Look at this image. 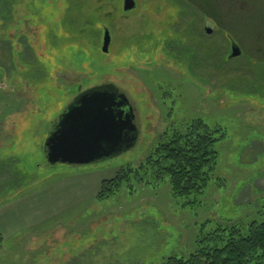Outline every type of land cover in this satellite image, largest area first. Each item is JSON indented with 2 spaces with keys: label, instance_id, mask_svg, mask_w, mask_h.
Segmentation results:
<instances>
[{
  "label": "rangeland",
  "instance_id": "rangeland-1",
  "mask_svg": "<svg viewBox=\"0 0 264 264\" xmlns=\"http://www.w3.org/2000/svg\"><path fill=\"white\" fill-rule=\"evenodd\" d=\"M123 1L0 0V163L25 176L24 191L0 193V264H160L189 252L200 227L264 220V0H213L221 25L188 0H134L128 11ZM171 29L188 48L176 58L166 50ZM222 30L241 55L228 58ZM103 84L129 99L135 145L95 163L47 164L60 114ZM197 119L224 133L197 204L178 206L167 185L95 199L100 182L136 166L169 125Z\"/></svg>",
  "mask_w": 264,
  "mask_h": 264
},
{
  "label": "trees",
  "instance_id": "trees-1",
  "mask_svg": "<svg viewBox=\"0 0 264 264\" xmlns=\"http://www.w3.org/2000/svg\"><path fill=\"white\" fill-rule=\"evenodd\" d=\"M188 1L193 5L194 11H199L203 16L221 25L213 0ZM96 10L101 11V7ZM222 31L228 35L226 38L228 42L233 41L231 35ZM166 32L168 54L176 58L184 52L187 53L188 48L181 45V39L176 40V37L170 36V33L176 36L174 29ZM225 54H222V60ZM220 66L216 64V67L220 68ZM175 126L167 127L136 166L127 164L120 167L112 178L102 180L95 199L102 201L123 189L129 191L134 184L167 185L170 195L178 206L197 204L209 185L217 163L218 152L215 143L224 137V133L221 127L206 128V125L198 119ZM46 163L48 164L47 159ZM3 166H7V163L5 165L0 163V193L5 197L18 194L17 190H23L24 173L14 171L8 175V172L4 173ZM1 194L0 199L5 198ZM1 242L0 234V247ZM160 264H264V220L238 219L217 222L209 229L200 227L189 252L182 255H168Z\"/></svg>",
  "mask_w": 264,
  "mask_h": 264
},
{
  "label": "water",
  "instance_id": "water-1",
  "mask_svg": "<svg viewBox=\"0 0 264 264\" xmlns=\"http://www.w3.org/2000/svg\"><path fill=\"white\" fill-rule=\"evenodd\" d=\"M134 7V0L123 1L124 11ZM204 31L208 35L213 32L209 21ZM110 39L105 28L103 52L108 51ZM240 54V46L231 41L229 57ZM137 138L135 114L125 93L113 84L94 86L80 92L58 117L45 141L46 159L50 164L95 163L133 147Z\"/></svg>",
  "mask_w": 264,
  "mask_h": 264
}]
</instances>
